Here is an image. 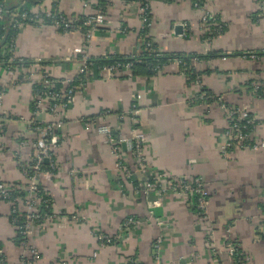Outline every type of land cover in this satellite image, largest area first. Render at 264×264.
<instances>
[{"label":"crops","instance_id":"crops-1","mask_svg":"<svg viewBox=\"0 0 264 264\" xmlns=\"http://www.w3.org/2000/svg\"><path fill=\"white\" fill-rule=\"evenodd\" d=\"M8 1L17 6L15 17L29 2L34 16L56 12L69 19L95 12L82 0ZM142 1L151 20L148 37L159 51L210 55L193 63L203 74L199 84H188L176 64L150 79L130 77L127 68L113 76L91 66L86 85L62 114L56 171L44 170L36 179L57 216L31 230L28 246L39 253L38 262L31 261L28 249L14 245L10 205L0 201L6 263L155 264L152 247L162 238L160 264H237L228 245L242 253L241 264H264V147L221 154L228 126L222 105L248 113L256 122L251 140L264 144V56L258 55L264 53V18L251 21L258 12L255 0H206L202 10L190 0H112L103 12L105 25L90 39L43 22L24 24L14 38L13 56L31 62L21 71L26 76L17 82L19 73L0 65V86L7 88L0 101V184L27 186L22 168L34 156L31 144L37 140L31 124L52 121L45 104L32 112L33 82L40 74L63 85L74 82L82 56H134L142 45ZM203 13L225 27L212 40L203 39ZM201 87L218 101L200 103ZM133 105L136 129L129 116ZM102 127L119 138L139 133L149 167L168 179L200 178L208 195L207 219L169 191L142 193L144 177L123 145L120 152L132 177L121 180ZM129 217L138 218V228L99 248L94 232L114 237Z\"/></svg>","mask_w":264,"mask_h":264},{"label":"built area","instance_id":"built-area-1","mask_svg":"<svg viewBox=\"0 0 264 264\" xmlns=\"http://www.w3.org/2000/svg\"><path fill=\"white\" fill-rule=\"evenodd\" d=\"M82 1L85 3H92L95 10V12L92 15L88 16L87 20L84 22V26L89 29L88 33L84 35V37L86 39H90L92 35L98 31V29L105 25L106 19L103 12H101L97 7V0ZM105 1L108 4L112 0ZM190 1L192 2L195 9L202 10L204 8L206 0H204L201 6L198 0ZM255 2L258 5L259 18H264V2L262 0H255ZM147 9L148 5H143V23L141 31L149 29L151 26V20L149 13H147ZM2 13L3 11L0 7V18ZM45 15L47 17H50L51 13ZM55 15H58V13L55 12ZM19 17L21 20L15 21L14 24V27L17 28V30H19L26 23H42L41 14L35 16L32 15L31 17H27L26 14H23ZM72 22L73 21L70 20H61L60 25H62L64 30H67ZM200 24L202 33L204 35H210L213 31L221 32L222 30V24L220 23L218 17L212 14L203 13ZM60 25H58V23L53 24V26L57 27V29H59ZM146 39H149L148 33L141 38L142 45L145 44ZM151 43H147L146 47L150 48ZM250 57L252 59H257V57L253 54H251ZM80 62L81 66L78 72V76L75 80L77 84L73 86H70L72 83L70 82L65 85V88L56 92L55 90H52L54 88V82L51 81L50 78H48V76H46L45 74H40L37 78V81L33 82L43 86L45 90H49L47 93L43 94V96L35 97V100L33 102L36 107L35 111H37L36 109L40 108L42 104L47 105L46 110L51 116L52 121L49 124L39 126L34 122H32L31 124L32 128L36 131L37 140L35 141V143L31 144L32 148L34 149V156L29 163L30 165L28 164L27 166L22 168L24 175L29 180V183L26 187L22 186V188H20V190L23 191L25 195L21 198L17 197L12 199L10 190H8L7 188L8 186L0 184V201L6 202L10 205L9 221L13 215L17 214H19L20 217L24 218L25 223L23 226L15 225V219H12L10 223L14 227L15 233L23 234L25 236L26 243L22 245V247L28 249L27 253L29 254V257L31 258V261L33 263L38 262L40 260V256L35 249H33L31 246H28V238L31 235L32 228L57 218V216L52 212V205L51 208L46 211V208L48 209L49 206V201L42 200V198L39 196L40 191L38 190L36 179L38 175L44 171V169L42 168L44 164L48 165L51 169V172H48L52 173V171H56L54 152L60 145V136L58 134L63 128L62 114L64 113V111H66V109L72 102L75 94L81 91L86 85V75L88 74L91 67L86 56H82ZM101 72H107L116 75L119 71L117 70V68H103ZM25 78L27 80L29 79V77ZM197 83L199 84L198 81ZM255 89L257 90L258 88ZM3 96L4 92H0V101L3 99ZM198 98L199 100H203L205 98V95H199ZM207 106L209 105L206 104V107ZM221 107L224 109L228 123L226 131L224 132V142L221 146V154L222 156H224V158L228 156V153L233 148H250L256 151L264 147V144L255 143L251 140V133L250 131L248 132V126L252 125L254 123V120L249 117L248 113L236 108L226 107L224 105H222ZM137 112V105H133L132 110L129 113V116L132 120L133 129L137 128ZM99 132L106 136L112 146V152L116 156L117 168L121 174V180H123L124 182H128L132 177L131 170L126 165L124 157H122V154L120 152V146L124 145L125 148L132 154V157L138 169V173H140L144 177V181L140 186L142 193L145 194L153 189H161L163 192L169 191L173 194L181 196L188 204L192 203L193 208L197 210V215L200 218L207 219L205 213L208 206V195L203 187V182L200 178L170 180L164 175L153 171L149 167L148 162H146L142 136L139 133L133 134L132 138H119L115 137L114 132L107 127H102ZM42 209L44 211H42ZM204 222H208V220H205ZM158 224L161 225L160 222ZM139 225L140 222L138 218L129 217L121 224L119 228V234L114 237H108L101 233L94 232L98 247L105 248L109 245L116 244L117 241L121 239V237H123L130 231L137 229ZM161 243L162 238H157L152 247L153 259L155 264H160ZM227 250L230 256L234 259V256L238 250L237 247L235 245H228ZM0 254H2L1 251ZM94 257H96V255H94ZM236 262L237 264L243 263V255L240 251L239 257L237 258ZM0 264L8 263H6L5 259H3L0 260ZM18 264H25V262L21 261Z\"/></svg>","mask_w":264,"mask_h":264},{"label":"trees","instance_id":"trees-1","mask_svg":"<svg viewBox=\"0 0 264 264\" xmlns=\"http://www.w3.org/2000/svg\"><path fill=\"white\" fill-rule=\"evenodd\" d=\"M170 1V0H169ZM200 6L203 4L204 0H198ZM264 2V0H262ZM34 3H25L19 6L17 9L18 15L21 16L23 14H26L27 17H31L32 14L30 13V8L32 7ZM39 4V3H37ZM142 5L146 6L147 2L142 1ZM105 6H107V2L105 0H97V7L100 9L101 12L105 11ZM0 7L2 8V15L0 18V65L2 69L6 70H15L19 73L18 81H22L24 75L21 71L24 68H27L29 65H31V62L27 60H20L13 56V43L14 38L19 30L14 27L15 21L21 20L20 17H15V11L16 7L12 3H9L8 0H0ZM58 14L55 15V12L51 13L50 17H47L45 14H41V19L43 24L45 25H53L54 23H58L60 25L61 20H70L73 21L72 24L69 25V28L67 30H64L62 25L59 27L60 32H68V31H79L83 35H86L89 31L88 28L84 26V22L87 20L88 16H80L77 18H66L65 16ZM259 12L255 13L251 17V21L256 23L259 19ZM149 17V16H148ZM100 30V29H98ZM225 31V27L222 25L221 32H215L213 31L210 35H204L203 39L206 40H212L215 36L220 35ZM149 32V29H145L140 32L141 38ZM151 43L152 41L150 39L145 40V44L141 45L139 48L138 53H136L134 56H106L101 57L97 59H88L89 64L92 66V68L102 70L103 68H117V70L120 72L124 68L127 67L130 77L133 78H145L150 79L160 73L163 72L164 68L176 64L178 67V71L184 75L186 78V82L188 84L193 82H199L201 76L203 75L200 72H197L194 67L193 63L197 61H201L204 59H209L210 55L202 56L198 54H192V55H184V54H174V53H164L158 50L157 46L154 43H151V47L147 48L146 44ZM259 56H264V53L258 54ZM208 74V72H205ZM115 76V74H112ZM51 80V79H50ZM54 82V88L52 90H55L56 92L65 88L66 86L63 85L60 81L51 80ZM17 82H15L17 84ZM77 84V82H72L70 86H73ZM33 93H35V96H43V94L47 93L49 90H45L43 86L39 84H33ZM7 88H3L0 86V92H6ZM260 90V89H259ZM259 90H257V93H261ZM203 94L205 95V98L203 100H199L200 103H206L208 105H211L218 101V97L210 95L209 92L201 87L199 91V95ZM32 112H35L34 104H32ZM250 117V115H249ZM256 125V122H254L252 125L248 126V132L250 133L253 131L254 126ZM59 135V134H58ZM114 136L117 137V134L114 133ZM252 144V143H251ZM30 165V164H29ZM44 170L50 171L48 165L44 164L42 167ZM52 173H55V171H52ZM30 174V172H29ZM32 176V175H30ZM8 190H10V195L12 199L14 198H21L25 195L23 191L20 190L22 186L18 185H12L7 187ZM38 190L40 191L39 196L42 198V200H48L49 206L48 209L46 208V211L51 208V200L49 197L43 192V190L38 185ZM42 211H44L42 209ZM197 214V210H193ZM16 220L15 225L17 226H23L24 225V218L20 217L19 214L13 215L10 219ZM13 243L17 247H22L26 243L25 236L23 234L15 233V237L13 238ZM0 251L2 252V246L0 244ZM239 257V250H237V253L234 256V260H237ZM4 256L3 254H0V260H3Z\"/></svg>","mask_w":264,"mask_h":264},{"label":"water","instance_id":"water-1","mask_svg":"<svg viewBox=\"0 0 264 264\" xmlns=\"http://www.w3.org/2000/svg\"><path fill=\"white\" fill-rule=\"evenodd\" d=\"M124 146V145H123Z\"/></svg>","mask_w":264,"mask_h":264}]
</instances>
